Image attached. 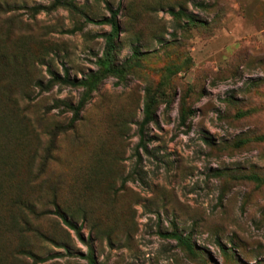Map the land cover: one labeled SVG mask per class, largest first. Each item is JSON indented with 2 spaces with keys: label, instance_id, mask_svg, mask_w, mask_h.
<instances>
[{
  "label": "rangeland",
  "instance_id": "rangeland-1",
  "mask_svg": "<svg viewBox=\"0 0 264 264\" xmlns=\"http://www.w3.org/2000/svg\"><path fill=\"white\" fill-rule=\"evenodd\" d=\"M71 1L119 7L112 64L107 25L0 0V264H264V0Z\"/></svg>",
  "mask_w": 264,
  "mask_h": 264
},
{
  "label": "trees",
  "instance_id": "trees-1",
  "mask_svg": "<svg viewBox=\"0 0 264 264\" xmlns=\"http://www.w3.org/2000/svg\"><path fill=\"white\" fill-rule=\"evenodd\" d=\"M59 6H63L65 8H67L70 11H73L75 13L81 14L83 16V20L86 23H93V24H105L108 26L109 30L108 32L103 36L104 38V57L107 61L110 62V64H112L115 52L113 51L114 49V39L117 37L118 33H119V25L117 22V15H118V9L119 7L116 6L114 9H109V14L108 16H104L101 17L99 19H92L90 17H88L86 14L82 13L80 9H78L71 0L66 1V0H52L49 8L52 9L54 7H59ZM33 11H39V10H44V6L41 5H34L30 8ZM49 76L50 78L45 81V82H41V81H37L35 83V85L41 90V91H47L49 90L53 85H63V86H71V87H78V86H84L83 82L80 80H75L74 78H70L68 73H67V69L63 68V72L61 76L56 75L55 73H53L52 71L48 70ZM90 96V89H85L82 91L81 96L77 99V101L75 103H69V102H64V101H60V107L61 109H64V111H68L71 113V118L70 121L71 123L75 122L78 119L79 113L82 110L83 106L85 105V103L87 102V100L89 99ZM152 101L151 99L147 100L144 104H143V116L142 118L137 122V129H136V133L138 136V145L142 146L143 149H145L144 143H143V139H144V126L152 121ZM190 110H187V112L182 113L179 116V123L180 125H184L185 123V117L186 115L190 114ZM136 173V172H134ZM63 221L69 225L70 223L63 217L60 216ZM171 237H173L174 239H176L180 244H182L183 246H186L187 248H189L188 246V242L186 240V238H183L179 235H177L176 233L172 232L170 234ZM86 259H87V264H97L95 261V258L93 257L91 252H88V254L86 255Z\"/></svg>",
  "mask_w": 264,
  "mask_h": 264
}]
</instances>
